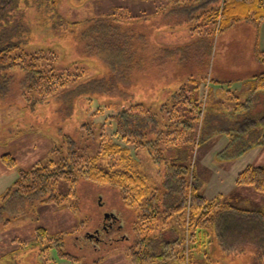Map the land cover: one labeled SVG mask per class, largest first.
<instances>
[{
    "label": "trees",
    "instance_id": "obj_1",
    "mask_svg": "<svg viewBox=\"0 0 264 264\" xmlns=\"http://www.w3.org/2000/svg\"><path fill=\"white\" fill-rule=\"evenodd\" d=\"M161 1L160 9H155L153 13H163L165 17L168 13L174 14V22L192 24L190 33L195 40L189 45L176 48L154 45L145 32L131 25V20L141 15L127 16L116 10L92 15L82 22L70 21L72 27L65 28L58 23L57 18L66 21L57 11L56 0H0V93L7 87H13V74L21 71L23 77L19 87L32 108L58 94L69 84H76L71 86L76 88L64 97L70 99L67 101L69 112L72 110L75 93L113 94V88L119 87V96L130 100V105L124 110L108 116V124L114 126L113 137L106 132V122L100 124L95 152L81 154L71 147L70 154L63 155L62 148L54 147L48 161L37 162L29 169H21L13 185L0 196L1 226L6 228L12 219L23 215L24 210L34 204H60L72 210L77 209L78 178H85L98 185L118 188L123 205L135 211L127 230L122 226L121 219H116L108 230L104 228L108 222L105 220L102 228L94 230L92 236L85 231L87 238H91V246L97 250L99 242H96V237L104 242L107 240L111 248L107 252L109 254L124 250L131 264H166L178 260H182L183 264L189 259L187 249L194 255L207 256L216 238L222 249L229 253H245L250 246L249 252L256 253L255 264H264V210L242 209L233 203H223L220 195L208 198L193 184L196 175L191 166L181 163L177 158H169L163 148L166 138L170 139L174 148L176 145L180 147L181 134L190 135L185 140L193 139L195 128L202 117V105L197 95L191 98L188 92L191 84L192 87H199L198 81L189 77L181 83L177 91L172 93L169 101L172 104L166 102L161 107L160 115L133 100L125 88L121 89L135 84L137 72L147 74L144 64L148 57H151V63L159 65L157 61L170 54L196 49L198 57L203 58L213 46L215 30L212 26L220 32L242 21L261 23L264 20V0ZM215 1L216 4H213ZM37 21L38 24L41 21L57 24L69 34L75 33L73 27L83 28L73 36L77 41L85 42L82 55H92L102 60L109 69L108 74H84L85 69L79 66L81 61L59 70L55 65L57 55L54 51H29L27 44L35 35ZM256 53L264 59L263 51L257 49ZM182 59L177 60L179 64ZM253 87L255 91H264V72L254 76ZM246 104L240 103V106L246 107ZM186 109L190 111L185 113ZM161 125L171 130L165 131L160 128ZM114 137H120L125 145ZM144 147H153L159 152L160 158H164L166 163L169 161L162 202L158 200L159 188H150L146 178L133 168L134 156ZM104 156L111 159L106 167L99 164ZM1 160L9 168L17 165L11 153L2 154ZM60 179L68 182L67 193L55 191ZM235 181L238 185L253 186L258 192L264 193V165H248ZM70 197H73L71 202ZM78 225L73 229L52 233L47 226L37 224L31 241L17 237L13 241L18 248L21 245L35 247L40 264L55 263L54 258L49 257L50 250L54 248L59 257L72 264H103L110 256L107 253L90 260L86 255L65 249L67 238L81 239L83 223ZM242 237L244 241H241ZM184 239L188 243L187 248ZM123 241H127L124 248L117 249Z\"/></svg>",
    "mask_w": 264,
    "mask_h": 264
},
{
    "label": "rangeland",
    "instance_id": "obj_2",
    "mask_svg": "<svg viewBox=\"0 0 264 264\" xmlns=\"http://www.w3.org/2000/svg\"><path fill=\"white\" fill-rule=\"evenodd\" d=\"M162 2L161 0H56L57 11L66 22L57 19L59 24L64 25L63 27L71 28L70 21L82 22L93 17L92 15L120 10L127 16H145L131 20V25L134 29L145 32L150 41L169 42L170 48L189 45L195 40L190 33L192 24L174 22V14L168 13L165 17L163 13H153L155 9H160ZM213 4H216V1ZM36 25L35 35L27 44L29 51L38 49L54 51L57 55L55 65L59 70L67 69L70 64L81 61L79 66L85 69L84 74L90 76L108 74L109 69L102 60L92 55L89 57L82 55L81 51L85 42H79L73 36L75 33L79 34L83 28L73 27L76 30H74L75 33L69 34L57 24L51 25L42 21L38 24L37 21ZM212 27L215 30L213 46L203 58L198 57L196 49L170 54L169 57L157 61L159 65L151 63L149 61L151 57H148L144 64L147 74L137 72L134 78L135 84L121 87V89L125 88L132 95L133 100L143 103L160 115L161 107L171 100L172 93L177 91L181 83L189 77L197 80L199 87H192V84L191 87H187L191 88L188 92L189 97L193 98L197 95L196 98L202 105L200 123L198 122L191 141L185 140L190 135L181 134V143L178 148V145L174 148L169 138L164 139V146H162L167 156L177 158L181 163L191 166L196 175L193 184L208 198L220 195L223 203H233L242 209L264 210V193L258 192L253 186L238 185L235 181L238 174L248 165H264V148L259 141L256 142L259 139H256L257 130L255 129L257 128H252L253 125L250 123L252 116L258 113L260 107L251 110V101L254 98L248 97L251 74L258 69L264 70V65L258 66L253 54L255 28L244 22L220 32L216 31L215 26ZM182 57L179 64V58ZM13 75V87H7L3 93H0V196L13 185L21 169H29L40 161H48L54 147L62 148L63 155L70 154L71 147L81 154L95 152L98 146L97 135L100 124L106 122V132L113 137L114 126L108 124L110 121L108 116L130 105L128 98L119 96L118 87L113 88V94L75 93L72 110L69 112L67 101L70 99L64 97L70 90L76 88L71 87L76 84H69L58 94L32 108L27 104L26 97L22 94L23 90L19 87L23 77L21 71H15ZM231 88L232 90L236 88L237 93L229 94L232 91ZM240 103H247V107L240 106ZM169 104L172 103L169 102ZM188 111L190 110L186 109L185 113ZM234 112L236 118L232 119L230 115ZM160 128H164L165 131L171 130L163 125ZM114 139L125 145L120 137H114ZM171 147L174 149L170 150ZM130 149L134 154V150ZM5 153H11L16 158V167L9 168L2 162L1 155ZM158 153L153 147L140 149L134 156L133 168L146 178L150 188H159L158 200L162 202L169 161L166 163V160L160 158ZM56 157H59V154H56ZM109 162L111 159L104 156L99 164L106 167ZM68 190V182L60 179L55 191L67 193ZM77 194L78 204L75 210L60 204H34L31 208L24 210L23 215L12 219L6 228L1 226L0 221V254L17 247L13 237L31 241L37 224L47 226L49 231L54 233L73 229L83 223L81 239L67 238L65 249L86 255L90 260L99 254L105 255L111 251L107 240L105 242L97 240V237L98 250L91 246V238H87L85 231H90L87 234L92 236L94 230L102 228L103 222L105 220L109 222L110 219L113 222L121 219L122 226L127 230L135 211L123 205L119 189L116 187L98 185L85 178H78ZM243 198L245 201L242 200ZM69 199L71 202L73 197ZM241 241H244V237ZM126 242H120L118 244L120 248L117 249L124 248ZM183 242L187 248L186 239ZM215 245H219V249L216 250ZM220 246L215 238L208 253L210 258L208 254L207 256L194 255L187 249L189 259H186L184 263L255 264L256 253L249 252L250 246L247 252L239 254L226 252ZM15 252L17 254L13 255ZM117 253L121 254L122 260L128 263L129 259L124 250L107 254ZM10 255H17L11 263L37 264L40 262L36 248L31 246L21 245ZM50 256L54 258L53 264H72L69 260L59 257L55 248L50 250ZM10 257L9 255L1 256L0 261L5 258L9 260ZM181 261L178 260V263L182 264L183 261ZM3 264H7L6 260Z\"/></svg>",
    "mask_w": 264,
    "mask_h": 264
},
{
    "label": "crops",
    "instance_id": "obj_3",
    "mask_svg": "<svg viewBox=\"0 0 264 264\" xmlns=\"http://www.w3.org/2000/svg\"><path fill=\"white\" fill-rule=\"evenodd\" d=\"M243 22L245 24H248L249 26H252L253 25V27L255 28V32H254V43H253V54H254V56L256 58L255 61L258 63V66L259 65L261 66V64L264 65V59L259 58V56L256 53V50L257 49H259V50H261V51L264 52V20L261 23H259V24H255V23H253L251 21H242V22H239V23L235 24L231 28H233L236 25L241 24ZM231 28H229V29H231ZM153 43H155L157 45H164V46H167V47H169L171 45L169 42L168 43L167 42L162 43V41H160V40H158V41L156 40ZM178 46H180V45H178ZM263 72H264V70L258 69V70L254 71L251 74V77H252L251 78V83H250V85H251L250 87L251 88H250V94H249L248 97H253L254 98L251 101V106H252V107H250L251 110H252V108L260 107V110H258V113L256 115H253L252 116L253 119H251V122L250 123H251V125H253L252 128H254V129L257 128L256 130H258V131H257V137H256V139L259 138V143H261L260 145L264 148V142H263V139H264V91H255V88L253 87V85H254V76L256 74L263 73ZM230 90H232V88ZM230 90H226V91H230ZM232 93H233V95L237 93L236 88L233 89L231 92H229V94H232ZM230 117L232 119L233 118H236L235 112L232 113L230 115ZM242 200H244V198ZM13 238H15V237H13ZM17 248L18 247H16L15 249H17ZM15 249H13V250H15ZM215 249L216 250L219 249V245H215ZM13 250L11 249L9 251H6L3 254H0V257L1 256H4V255L11 256L9 260L7 258H5L4 260L0 261V264H3L5 262V260H6V263L7 264H16V263H11V261H13L12 259L17 256V255L16 256L10 255L12 252H14ZM15 254H17V252H15L13 255H15ZM37 257L39 259L38 253H37ZM121 257L122 256L119 253H117L115 255L111 254L110 256L107 257V259L104 260L103 264H131L130 261L127 260V259L126 260H127L128 263L124 262V260H122ZM174 262H168L166 264H171V263L172 264H181V263H178V261H174ZM37 264H40V262H38ZM146 264H157V263L149 262V263H146Z\"/></svg>",
    "mask_w": 264,
    "mask_h": 264
},
{
    "label": "flooded vegetation",
    "instance_id": "obj_4",
    "mask_svg": "<svg viewBox=\"0 0 264 264\" xmlns=\"http://www.w3.org/2000/svg\"><path fill=\"white\" fill-rule=\"evenodd\" d=\"M110 223H111V224H110ZM110 226H112V219H110V221L107 222V224L105 225L104 228H105L106 230H108Z\"/></svg>",
    "mask_w": 264,
    "mask_h": 264
},
{
    "label": "bare ground",
    "instance_id": "obj_5",
    "mask_svg": "<svg viewBox=\"0 0 264 264\" xmlns=\"http://www.w3.org/2000/svg\"><path fill=\"white\" fill-rule=\"evenodd\" d=\"M258 141H259V140H258ZM258 141H257V142H258ZM253 144H254V143H253Z\"/></svg>",
    "mask_w": 264,
    "mask_h": 264
}]
</instances>
